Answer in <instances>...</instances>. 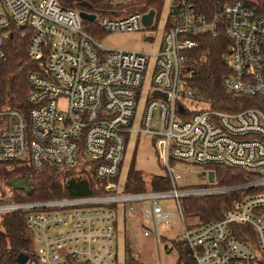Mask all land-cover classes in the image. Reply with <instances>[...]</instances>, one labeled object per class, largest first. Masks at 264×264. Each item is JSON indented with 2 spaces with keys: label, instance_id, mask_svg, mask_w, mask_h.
Instances as JSON below:
<instances>
[{
  "label": "built area",
  "instance_id": "2783aa9c",
  "mask_svg": "<svg viewBox=\"0 0 264 264\" xmlns=\"http://www.w3.org/2000/svg\"><path fill=\"white\" fill-rule=\"evenodd\" d=\"M99 1L122 5L133 0ZM167 1L159 45L146 53L105 47L93 34L156 28L155 11L145 26L142 16L148 11L121 16L111 8L107 13L75 9L58 0H0V61L6 38L19 28L29 34L26 53L33 62L25 101L13 105L0 99V163H27L35 169L51 165L111 178L119 175L131 138L158 135L173 186L167 192L32 203L6 202L8 193L0 190V213L29 210L35 252L17 264H116V218L104 204L147 200L143 235L158 242L157 227L167 225L171 214L157 199L264 186V13L244 0H212L206 13L195 0ZM81 11L94 20L83 19ZM102 14L116 17L99 19ZM219 30L227 40L222 59L229 68L222 86L262 107L221 111L194 94L195 37ZM142 88L146 101L138 114ZM62 100L65 106H60ZM174 161L230 166L254 172L257 179L217 186L213 174V185L178 190ZM106 188L115 191V183ZM181 239L188 252L179 264H264V189L234 200L221 219L186 228Z\"/></svg>",
  "mask_w": 264,
  "mask_h": 264
},
{
  "label": "trees",
  "instance_id": "16d2710c",
  "mask_svg": "<svg viewBox=\"0 0 264 264\" xmlns=\"http://www.w3.org/2000/svg\"><path fill=\"white\" fill-rule=\"evenodd\" d=\"M195 1L202 13H206V9L211 7L212 0ZM244 1L260 13H264V0H258L260 2L257 3L253 0ZM58 2L65 7L75 9L87 7L105 13H107L106 8L114 7L121 9L120 15L125 16L136 11L146 12L151 9L160 14L165 0H133L122 5L102 3L99 0H58ZM28 35L25 29H15L12 35L6 38L5 59L0 61V99L3 101L8 99L13 105L25 101L28 92L26 75L33 67V62L26 53ZM195 39L197 47L193 52L194 61H191L194 68L191 83L194 94L202 96L214 109L221 111L235 112L250 106H260L252 98L227 92L222 86V78L229 71L222 59L227 43L224 32L219 30L215 35L203 33L197 35ZM203 167L214 172V185L217 186L237 187L257 179V174L254 172L230 166L209 164ZM117 178L118 175L97 179L91 172H66L60 167L51 165L35 169L27 163H0V190L4 194L8 193L7 202L14 203L106 196L112 191L106 188L107 184L116 183ZM170 182L168 176L153 175L146 179L132 162L122 190L125 194L144 193L147 189L153 192H167L171 187ZM263 189L264 186L233 190L224 194L185 196L181 198V204L183 203L186 210L198 214L201 225L221 219L234 200ZM28 213L29 210L26 209L0 213V264H17L16 258L19 254H24L27 259L34 256L33 232L27 224ZM170 243V249L175 248L178 253L176 264H179L187 258L188 248L181 237L173 239ZM124 264L144 263L129 256Z\"/></svg>",
  "mask_w": 264,
  "mask_h": 264
},
{
  "label": "rangeland",
  "instance_id": "374dc122",
  "mask_svg": "<svg viewBox=\"0 0 264 264\" xmlns=\"http://www.w3.org/2000/svg\"><path fill=\"white\" fill-rule=\"evenodd\" d=\"M109 8L117 11L121 10L114 7ZM168 9L169 2L165 0L162 10L158 15V20L155 19L157 24L156 28L143 27L139 31L114 32L110 34L101 31L94 33L93 36L103 41L105 47L111 49L153 53L159 45ZM101 17L116 16L102 14L99 16V19ZM94 24H96V22ZM148 58L152 63L153 59L151 57ZM144 83H148L147 75ZM8 101V99H5V102ZM145 101V91L144 88H142L139 91L138 114L140 113V107L142 106L143 108ZM65 104V100L60 102V106H65ZM160 139L161 136L158 135H155L153 140L148 137L140 136L139 139H134L133 137L127 142L121 171L115 183V191H111V193L107 195L124 194L122 187L132 162L134 163V167L141 171L146 179H149V177L153 175L162 177L168 176V167L162 162L160 157ZM171 167L173 168V174L178 176L176 178L178 190L201 189L215 184L209 183L205 174L206 169L201 165L174 161L171 163ZM172 190L173 186L171 184L168 191ZM147 192L153 191L147 189L146 193ZM180 199L175 197L157 199V203L164 211L171 214L167 225L157 227L158 235L161 234L158 242H156L154 236L146 237L143 235V226L145 227L146 223L142 214V209L147 205V200L117 202L103 205L105 208L112 209L116 218L114 222V244L117 255L116 264H124V261L129 256L144 264H176L178 253L175 248L170 249V242L173 239H179L186 228L192 229L201 223L198 214L186 210L183 207V203L181 204L182 199L181 201Z\"/></svg>",
  "mask_w": 264,
  "mask_h": 264
},
{
  "label": "water",
  "instance_id": "95a60500",
  "mask_svg": "<svg viewBox=\"0 0 264 264\" xmlns=\"http://www.w3.org/2000/svg\"><path fill=\"white\" fill-rule=\"evenodd\" d=\"M86 6H88V5H86ZM153 15H154V10H152V9L149 10L147 14L142 16V24L145 26L151 24ZM80 16L83 19L88 20V21L94 20V15L87 14L84 11L80 12ZM163 96H165V94H163ZM160 148H161V146H160ZM213 174H214L213 171H209V173H208V181L209 182L213 181ZM25 260H26V257L24 254H19L16 258L17 263H23Z\"/></svg>",
  "mask_w": 264,
  "mask_h": 264
},
{
  "label": "crops",
  "instance_id": "0c3cea01",
  "mask_svg": "<svg viewBox=\"0 0 264 264\" xmlns=\"http://www.w3.org/2000/svg\"><path fill=\"white\" fill-rule=\"evenodd\" d=\"M164 237V236H163Z\"/></svg>",
  "mask_w": 264,
  "mask_h": 264
}]
</instances>
